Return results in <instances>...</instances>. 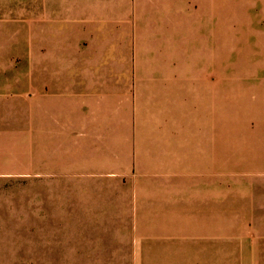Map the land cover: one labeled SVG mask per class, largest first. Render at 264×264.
<instances>
[{
	"label": "crops",
	"instance_id": "crops-1",
	"mask_svg": "<svg viewBox=\"0 0 264 264\" xmlns=\"http://www.w3.org/2000/svg\"><path fill=\"white\" fill-rule=\"evenodd\" d=\"M223 9L0 0V185H55L66 215L40 263L264 264V25Z\"/></svg>",
	"mask_w": 264,
	"mask_h": 264
},
{
	"label": "rangeland",
	"instance_id": "rangeland-1",
	"mask_svg": "<svg viewBox=\"0 0 264 264\" xmlns=\"http://www.w3.org/2000/svg\"><path fill=\"white\" fill-rule=\"evenodd\" d=\"M223 15L225 29L230 21L233 22L232 20H236L235 25L238 30H241L242 23L240 21L252 22L255 25L260 24V27H263L264 0H224ZM247 30L248 28L244 29L245 32ZM224 42L226 54V52L234 49L236 51L241 44H244L246 48L256 49L255 43L257 41H235L228 38ZM258 42L260 48L264 49V41L260 40ZM240 47L242 48V45ZM231 70L234 69L227 68L225 75L228 74L227 71ZM231 73L238 72L231 71ZM259 74L264 79V72ZM225 80L229 79L225 78ZM260 145L263 146L264 144ZM240 183H242L240 184V188H242L240 190H243L245 184L241 180ZM0 186L4 187L0 191V243L3 244L2 246L6 245L3 254L8 253L10 250L18 252L20 246H23L24 251L30 254L34 261L31 263L10 264H42L39 262L42 256L41 246H50L47 247L48 250L53 248V251H56L53 255H59V253L65 255L64 248L58 246L56 242V218L62 219L66 215L61 216L59 214L56 217L54 211L49 210L48 212L44 207L45 198L42 195L48 193L55 185L41 183L39 178L30 177L11 180ZM48 255L50 256L51 252ZM2 264L8 263L4 262Z\"/></svg>",
	"mask_w": 264,
	"mask_h": 264
}]
</instances>
